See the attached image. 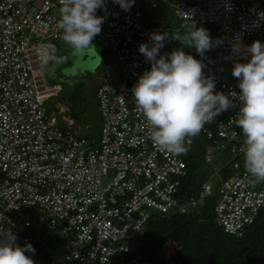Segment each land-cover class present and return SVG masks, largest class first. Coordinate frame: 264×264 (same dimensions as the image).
I'll return each instance as SVG.
<instances>
[{
    "label": "built area",
    "instance_id": "2783aa9c",
    "mask_svg": "<svg viewBox=\"0 0 264 264\" xmlns=\"http://www.w3.org/2000/svg\"><path fill=\"white\" fill-rule=\"evenodd\" d=\"M164 1L173 8L177 31L191 22L216 29L219 43L193 58L204 64L214 91L229 96L236 107L216 116L198 136L187 137L185 145L201 136L209 141L208 164L215 157L211 149L228 155L233 176L223 179L224 166L212 176L220 183L214 215L226 234L240 235L260 217L264 221V182L253 184L238 161H244L245 150L234 123L239 81L226 75L225 65L248 60L251 41L264 43V10L255 0ZM105 3L106 10L96 13L105 20L94 41L115 57L122 72L111 79L105 69L97 83L101 127L94 145L73 120L60 124L46 114V102L63 89L46 73L51 63L67 60L58 45L63 40L57 10L63 0H0V227L10 229L17 244L20 235L47 229L62 240V264H137L133 255L150 219L194 209L213 193L210 178L197 199H179L186 162L152 143L151 129L132 100L131 88L150 69L139 46L150 44V34L171 36L169 28L143 22L136 0L127 12L112 0ZM169 40L161 55L171 52ZM177 49L185 52L181 44ZM41 52L49 56L43 68ZM37 239L42 241L40 233Z\"/></svg>",
    "mask_w": 264,
    "mask_h": 264
},
{
    "label": "clouds",
    "instance_id": "9594fccd",
    "mask_svg": "<svg viewBox=\"0 0 264 264\" xmlns=\"http://www.w3.org/2000/svg\"><path fill=\"white\" fill-rule=\"evenodd\" d=\"M257 2L264 10V6ZM112 3L127 12L135 0H112ZM97 10H106L105 0H63V5L59 8L58 27L62 31L63 42L74 52L88 49L95 52L92 41L100 34L105 20L104 16L96 14ZM184 29L182 36L174 35L171 38L169 33L150 34V44L139 46L138 52L143 54L150 69L143 72L131 88L132 100L151 129L152 143L161 151L177 156L188 151L185 145L187 137L198 136L205 125L212 123L216 116L236 107L229 96L214 91L215 82L203 75L205 66L200 60L180 49L160 54L164 42L169 39L178 40L184 47H194L201 57L213 48L214 43H219L213 41L206 29L196 27L193 22L185 25ZM246 52L250 58L244 61L248 62L235 63L231 71V75L238 78L237 87L240 90L237 96L239 108L234 123L244 138L245 169L254 178L253 184H257L264 182V43L253 41L246 48ZM40 61L42 68L49 63L46 52H41ZM229 95L233 97L236 93ZM88 130L89 128L86 129ZM221 156L225 161L219 163L217 169L220 166H224L223 169L229 166L226 158L228 155ZM212 176L213 174L201 181L200 190L201 184L210 178L213 184ZM214 190L217 195L213 184V193ZM188 211L191 210L170 216ZM16 241L17 236L10 229L0 227V264H34L30 256L26 255L35 254L32 245L26 242L20 246ZM159 260L155 264H161Z\"/></svg>",
    "mask_w": 264,
    "mask_h": 264
},
{
    "label": "trees",
    "instance_id": "16d2710c",
    "mask_svg": "<svg viewBox=\"0 0 264 264\" xmlns=\"http://www.w3.org/2000/svg\"><path fill=\"white\" fill-rule=\"evenodd\" d=\"M157 1L159 0H151L155 4L153 15L159 22L165 19L168 7L160 1L159 5H156ZM203 28L209 32L213 41H216V29ZM73 95L70 94L66 99L63 95V98L67 102L72 100ZM68 107L72 119L77 122L82 120L80 114L85 112L82 108L78 109L74 104ZM84 119L88 120V117L84 116ZM90 121L88 134L83 136L95 145L99 140L101 127L97 110L92 111ZM210 145V142L201 136L188 147L186 154L181 155L187 165V177L180 180L179 199L198 198L200 183L206 178L198 168L203 163L206 164L204 155ZM238 161L242 167H245L244 161L239 159ZM233 174L234 171L229 166L222 170L224 180L231 178ZM216 200L217 195L214 190L212 196L204 198L194 209H189L191 211L188 213L151 219L144 227L133 255L138 257L137 264H155L159 258L161 264H264L263 219L260 217L254 221L238 236L227 235L214 218L213 208ZM37 233L39 232L34 230L27 232L25 242L18 245L23 246L26 242L32 245L35 254L26 253V255L30 256L34 264H53L60 261L64 251L62 240L43 228L40 233L42 241H39Z\"/></svg>",
    "mask_w": 264,
    "mask_h": 264
},
{
    "label": "rangeland",
    "instance_id": "374dc122",
    "mask_svg": "<svg viewBox=\"0 0 264 264\" xmlns=\"http://www.w3.org/2000/svg\"><path fill=\"white\" fill-rule=\"evenodd\" d=\"M161 3H163L165 6H167V3L164 0H159ZM159 1H157L156 5H159ZM250 2V0H247ZM259 1L263 6H264V0H257ZM149 0H136V7L142 12V20L146 24L152 23L154 19L153 15V10L152 12H148L147 8L151 5ZM59 8L58 7V14H59ZM154 9V8H153ZM155 20V19H154ZM155 24H160L161 22L164 23V26L169 28L171 36L174 35H183L184 34V27H182L181 30L177 31V29L180 27L179 23L176 22L174 16H173V8L169 7L167 15L165 19L160 20L157 22L155 20ZM253 42V41H251ZM92 44L94 47H99L100 50V56L101 59L98 62L94 72L91 74H86L83 79H74L70 80V78L66 77L65 75L70 74L72 72L74 65L76 63V60L82 58L81 56H89L88 51L85 52H74L69 46H67L63 41L59 42V54H64L67 57V60L65 63H51L47 68H46V73L48 74L50 80L52 82H59L62 84L64 91L63 95L64 98L68 97L70 94H74L72 100H67L65 103L64 101L61 102V106H58V108H54V102L56 100H59V98H54L51 99L50 101H47L45 104L46 108V114L48 117L52 118L53 114L54 116L57 117L58 115H64L65 117L69 118L70 110L69 107L70 105L74 104V106L78 109H83L85 111L83 114H80V118H82L81 122H76L78 125V130L81 131V134H88V131L85 130V126L90 127V116H92V111H96L97 109V104H96V95H95V90L97 83L101 80V74L104 72L105 69L108 70V72L111 75V79H116L117 76H119L122 72L121 66L117 63L115 57L109 52L104 50L103 48L100 47V43L96 41H92ZM181 43L178 40L170 39L167 45V49L170 51L176 50L177 47ZM182 45V44H181ZM185 53L190 54V55H197L194 47H185ZM207 53V52H206ZM197 57H200L199 55ZM247 60V59H244ZM240 60L234 63L226 64L225 65V72L226 75L229 77H233L231 75V71L233 68V65L235 63H246L247 61ZM77 67V65H76ZM66 78L67 81H66ZM78 88V89H77ZM77 91V92H76ZM74 92V93H73ZM76 92V93H75ZM62 95V96H63ZM60 108V109H59ZM57 109V110H56ZM60 112V113H59ZM79 113V111H78ZM88 117V120L84 119ZM59 117V116H58ZM82 127V128H81ZM91 132V131H89ZM211 152L215 154V159L212 165L210 164H204L198 168V171L201 174H204L206 178H208L211 174H213L217 170V166L219 163L222 161H225V158L217 153L215 149H211ZM214 187L216 189L219 187V181L217 178H215L213 181ZM43 229H35L34 231L41 233ZM25 242V234L20 235V241L19 244H23ZM160 259V258H159ZM158 259V260H159ZM160 263V262H159ZM56 264H62L61 261H57Z\"/></svg>",
    "mask_w": 264,
    "mask_h": 264
},
{
    "label": "water",
    "instance_id": "95a60500",
    "mask_svg": "<svg viewBox=\"0 0 264 264\" xmlns=\"http://www.w3.org/2000/svg\"><path fill=\"white\" fill-rule=\"evenodd\" d=\"M94 50L95 52L92 49L86 50L88 51V53L90 52L89 56L87 57L83 55L81 56V59L79 57V59L76 60L74 68L72 69L73 71L65 76L70 78V80L72 81L74 79H83L86 74H91L92 72H94L98 62L101 59L99 47H94ZM68 78H66V81Z\"/></svg>",
    "mask_w": 264,
    "mask_h": 264
},
{
    "label": "crops",
    "instance_id": "0c3cea01",
    "mask_svg": "<svg viewBox=\"0 0 264 264\" xmlns=\"http://www.w3.org/2000/svg\"><path fill=\"white\" fill-rule=\"evenodd\" d=\"M149 1H150V3H152L151 0H149ZM166 1H168L169 3H171V2H175V1H171V0H166ZM176 1H177V0H176ZM166 3H167V2H166ZM152 4H154V3H152ZM165 7H168V8H167V10H168L170 6H169L168 3H167V6H165ZM152 10H153V9H152ZM151 12H152V11H151ZM154 19H155V16H154ZM154 19L152 20L153 22L150 23V24H155V22H156L155 20H156V19H155V20H154ZM161 23H162V22H161ZM102 73H103V72H102ZM101 76H102V74H101ZM117 77H118V76H117ZM62 87H63V86H62ZM63 91H64V88L62 89L61 93H60L59 96L57 97V98H59V100H56V101L54 102V108H57L58 106H61V102H62V101H64V102L66 103V101L64 100V98H63V96H62V95H63ZM95 91H96V90H95ZM95 95H96V94H95ZM95 102H96V101H95ZM56 110H57V109H56ZM96 110H97V109H96ZM54 115H55V114H53V117H52V118L57 119V121H58L60 124H66L67 120H70V119H71V120H73V121L75 122L73 127H74L75 129H78V128H79L78 125H77V123H76L77 121L74 120V119H72V118L70 117V114H69V118H67L66 120H63V119H62V116H64V115H62V114H61V115H58L59 117H58V116L55 117ZM81 121H82V120H79L78 123L81 122ZM81 128H82V127H81ZM79 131H80V130H79ZM80 134H81V131H80Z\"/></svg>",
    "mask_w": 264,
    "mask_h": 264
}]
</instances>
